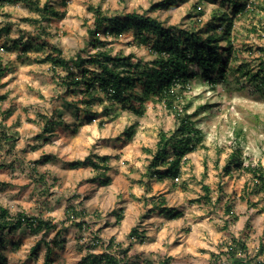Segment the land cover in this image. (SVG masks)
Instances as JSON below:
<instances>
[{"label": "rangeland", "instance_id": "374dc122", "mask_svg": "<svg viewBox=\"0 0 264 264\" xmlns=\"http://www.w3.org/2000/svg\"><path fill=\"white\" fill-rule=\"evenodd\" d=\"M158 1L163 0H38V8L32 1L0 0V62H8L9 67L0 81V94L6 95L0 101V205L12 214L23 211L59 223L65 219V207L78 202L103 218L134 205L144 218L161 214L158 203L164 199L166 207L182 212L172 221L182 237L191 243L199 237L210 244V264L264 261V252H258L264 245V191L254 193L245 187L252 175L243 168L230 164L231 172H223L229 154L236 150L241 166L262 165L264 171V90H254L250 78L264 61V0H240L245 5L237 14L226 0H173L169 7H153ZM45 4L56 14L41 13ZM96 9L103 17L123 20L135 12L155 17L164 27L186 30L205 27L214 13H226L232 19L225 78L214 72L205 76L197 69L185 90L180 84L172 89L179 100L176 109L188 105L187 113L203 135L201 144L187 155L180 178L174 180L176 187L171 180L157 183L146 170L159 132L170 135L177 126L174 109L149 94L142 113L135 114L121 102L112 104L101 91H96L97 100L88 107L82 102L83 85L76 90L62 84L59 75H65L64 70L54 69L45 60L55 49L66 59L89 58L105 50L110 55L133 54L134 62L151 64L157 57L151 49L155 36L148 33L143 43L132 27L110 34L109 21L96 29ZM98 41L104 44L94 46ZM5 45L9 50L3 49ZM219 45L229 47L226 40H219ZM87 66L99 71L96 65ZM131 93L137 98L144 95L139 84ZM8 108L12 112L3 119L1 113ZM43 116L56 121L52 133L43 132ZM60 116L66 126L58 122ZM130 127L134 129L131 138ZM89 153L108 155L107 170L66 166ZM41 175L43 183L38 181ZM106 177L110 182L102 185ZM182 183L186 188H180ZM201 185L209 187V203L196 201L204 193ZM83 236L76 245L72 235L66 234L61 247L52 246L50 264H81L87 251ZM40 238L22 228L6 234L0 264H44L43 244L35 254L30 251ZM44 238L51 240L53 232ZM102 242L106 246L108 239ZM229 245L236 251V260L224 254ZM157 258L148 259L156 264Z\"/></svg>", "mask_w": 264, "mask_h": 264}, {"label": "trees", "instance_id": "16d2710c", "mask_svg": "<svg viewBox=\"0 0 264 264\" xmlns=\"http://www.w3.org/2000/svg\"><path fill=\"white\" fill-rule=\"evenodd\" d=\"M13 1V0H9ZM25 2H33L38 7V0H23ZM173 0L158 1L153 7H169ZM231 4L232 13L237 14L243 11L245 3L240 0H226ZM200 3V2H199ZM197 7V6H196ZM39 8V7H38ZM42 12L49 14H56L55 10L48 4L42 7ZM95 28L100 29L109 21L108 33L118 35L128 27H132L139 33L141 42L147 41V34L151 33L155 36L151 44V49L156 53L157 57L151 64L142 63L140 60L133 61V54L110 55L105 50H97L89 58H82L80 55L66 59L61 55L60 50L55 49V54H48L45 60L50 61L52 67H57L64 70L65 75L60 76L59 80L62 84L75 86L76 90L82 89V102L86 106H91L97 100L96 91L105 94L106 98L113 104L118 101L135 114H141L143 103L149 94H154L159 99L163 100L167 108L174 109L177 126L172 134L167 135L164 131L159 132V138L156 142V150L152 154L151 159L147 165V176L154 177L156 181L163 182L171 180L173 187L177 186L174 178H180L182 174V166L187 160V155L193 152L197 145H200L203 140V135L200 129L192 120V114L187 113V106H181L180 110L176 109L175 103L179 102L178 96L173 92V88L180 84L182 89L188 83L190 77L195 76L196 70H200L202 74L208 76L211 73L219 74L221 78H225V66L227 64L228 53L231 51L230 31L232 28V19L226 13H214L211 16V22L205 27L197 30L179 29L176 27H164L161 21L155 17L135 12L127 13L123 20L114 17L100 16L99 10L96 9ZM199 14L203 11L199 9ZM220 30V31H219ZM219 40H226L228 48H223L219 45ZM98 44L103 45L102 41ZM5 50L9 47L5 45ZM87 64L97 66V70H91ZM241 70V69H239ZM9 72L8 62H0V81ZM56 72V71H55ZM248 71H244V75ZM209 81L212 80L210 77ZM254 80V90H264V61L261 62L260 67L250 75ZM97 83V85H96ZM136 84H139L143 90V96L137 98L133 96L131 90ZM2 85V83H0ZM67 87V88H68ZM130 90V91H129ZM6 98L5 94H0V101ZM133 98V99H132ZM136 99V103H133ZM11 108L4 110L1 115L3 119L10 115ZM43 132L52 133L56 127V121L52 117L43 116ZM59 123H64L61 116L58 119ZM88 123L92 122L88 118ZM62 125V124H61ZM134 129L130 127L128 137L133 136ZM1 134V133H0ZM3 138L8 139V135L4 134ZM1 142V137H0ZM238 151L230 153L226 163L223 166L224 173H230V164L235 165V169L243 168L244 171L250 172L252 175L251 182H247L245 187L254 193L264 191V171L262 165H246L241 166V158L238 157ZM108 155H98L96 153H89L84 159H76L66 163L70 169H76L83 166L92 167L94 170H107ZM237 163H234V161ZM102 173V172H100ZM44 176H39L38 181L44 182ZM110 178L102 179V185H108ZM181 189L186 188V183L180 185ZM204 192L196 201L204 203L210 202L209 187L201 185ZM160 213L166 215L170 219L179 218L182 212L173 208L166 207L164 199H161ZM225 211L230 212L229 205L226 206ZM66 219H75L77 216H84L83 211H77L73 206H67L65 211ZM116 221L121 218L120 214H116ZM80 229L85 231L81 224ZM56 224L50 218H43L42 216H31L23 211H17L12 214L7 208L0 206V245L6 247L5 235L11 234L19 229H25L32 235H38L42 232V237L37 241L36 245L31 247V253L35 254L37 247L40 244L45 246L44 264L51 262V246H59L62 239V232L57 230L51 240H46L44 236L49 231L54 230ZM88 231V230H86ZM85 233V232H84ZM85 235V234H84ZM88 236V237H87ZM82 237L80 235L79 239ZM83 238L86 242L87 251L81 258V264H137V257H131L128 254V249H121L122 247L109 239L105 249L101 253L95 254L93 250L99 245L103 246L104 242L93 231L86 234ZM129 239H136L139 242L144 240V236L140 235L136 228H133L129 234ZM88 243V244H87ZM241 247L245 249L244 244ZM121 249V250H119ZM258 252H264V245H260ZM213 254V253H212ZM221 254V253H219ZM228 258L236 260L232 245L224 253ZM3 256L4 255H0ZM214 256V255H213ZM216 257V255H215ZM219 259V256H217ZM161 261V260H160ZM153 262V261H152ZM167 261L156 262V264H165ZM220 261L216 262L219 264ZM146 264H152L151 261L145 260ZM230 264V263H228ZM255 264H264V261L256 262Z\"/></svg>", "mask_w": 264, "mask_h": 264}, {"label": "crops", "instance_id": "0c3cea01", "mask_svg": "<svg viewBox=\"0 0 264 264\" xmlns=\"http://www.w3.org/2000/svg\"><path fill=\"white\" fill-rule=\"evenodd\" d=\"M156 182L159 183L158 181ZM162 183L164 184L165 181ZM139 205L142 208V205ZM71 206L77 211H83L84 216H77L75 219H66V206L64 221L57 223L54 219L50 218V220L56 224V227L54 230L49 231V233L53 232L54 236V233L60 230L63 239L61 244L64 243V236L66 237V234H71L73 243L77 245L81 234H90V232L93 231L99 238H102V240L112 239L113 242L120 246L126 248L129 246L128 254L131 255V257L136 256L137 263L139 264H146L145 260L151 258V256H153V258L156 256L159 257V259L157 258V263L166 260L167 262L165 264H210L208 254L213 249L210 244L206 242L207 240L194 237L195 242L191 243L187 241L186 238L182 237V232L174 228V223L172 221L175 219H170L162 213L158 215L150 214V216L141 218L137 206L132 205V207H128V205H125L121 214L118 211H113V213L110 214L111 216L103 218L101 217L102 213L98 214L95 209H92L86 203L78 202ZM141 210H143V208ZM99 211H101V209ZM116 214L121 215L118 221H116ZM81 223V226L83 228L86 227L88 231H82V228L80 229V226L76 225ZM94 227L96 228L95 231L98 232L94 231ZM133 228H136L138 233L144 236L142 242L134 238H128V234ZM207 229L209 228L207 227ZM38 235L42 237V232ZM98 247L102 246L99 245ZM102 248L103 249H99L98 252L94 253L98 254L107 251L105 249V244Z\"/></svg>", "mask_w": 264, "mask_h": 264}, {"label": "built area", "instance_id": "2783aa9c", "mask_svg": "<svg viewBox=\"0 0 264 264\" xmlns=\"http://www.w3.org/2000/svg\"><path fill=\"white\" fill-rule=\"evenodd\" d=\"M1 50H2V48H1ZM174 180H175V181H178V178H174Z\"/></svg>", "mask_w": 264, "mask_h": 264}]
</instances>
